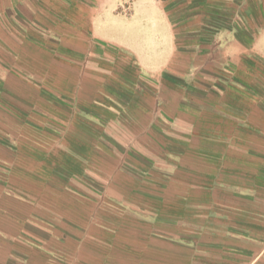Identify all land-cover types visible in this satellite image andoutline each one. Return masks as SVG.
Listing matches in <instances>:
<instances>
[{"label":"crops","instance_id":"obj_1","mask_svg":"<svg viewBox=\"0 0 264 264\" xmlns=\"http://www.w3.org/2000/svg\"><path fill=\"white\" fill-rule=\"evenodd\" d=\"M180 1L112 60L85 17L0 0V264H264V0ZM155 173L169 217L134 210Z\"/></svg>","mask_w":264,"mask_h":264},{"label":"rangeland","instance_id":"obj_2","mask_svg":"<svg viewBox=\"0 0 264 264\" xmlns=\"http://www.w3.org/2000/svg\"><path fill=\"white\" fill-rule=\"evenodd\" d=\"M33 1V0H32ZM39 2H44L45 0H38ZM51 5L54 6L55 10L58 9L60 12L67 13L66 15L70 17V23L78 21L79 18L85 17L86 27L89 29V36L92 35L94 30V36L91 39L94 41L102 40L103 47L102 52L105 58L109 57L114 60V57L122 54H126V48L134 50L135 52L141 50L140 48L144 46L148 48L150 56H154V46L159 43L161 46V9L166 8L167 11L171 13L173 20H176L179 16L174 14L176 6L181 9L180 0H47ZM180 1V2H179ZM179 2L178 5H174ZM183 4V3H182ZM84 11V14H79ZM78 13V14H77ZM175 15V16H174ZM236 15L225 14L224 12H217L212 17H214L213 22H225L228 19L234 18ZM239 19L236 16V20ZM244 23V20L242 18ZM76 23V22H74ZM221 24V23H219ZM90 39V41H91ZM160 40V42L158 41ZM106 41H111V43H106ZM117 45V46H116ZM118 47V48H115ZM261 52L264 54V39L263 46L260 47ZM105 53V54H104ZM116 129V128H115ZM175 133L171 127L162 126L161 123L157 125L151 131V136L155 137L156 142L150 144L151 152L155 154L160 150H164L165 146L168 148V140H171V136ZM181 136L183 134H180ZM187 146L188 144H184ZM161 147V148H160ZM185 147H183L184 149ZM161 157V156H160ZM158 158L156 160H151L153 164H149L153 168L154 164H166L167 160L164 158ZM162 162V163H161ZM158 169V168H157ZM161 176L158 173L151 174L148 177L150 181L151 188H156L155 193L150 196L137 199V204L139 206L135 207L134 210H138L137 213L154 215L158 213L159 215H165L167 217L174 214V208L172 206L161 207L159 201L155 198L161 199ZM159 188V189H158ZM154 191V190H152ZM261 197V196H258ZM145 198H149L145 199ZM182 214H189L188 209L182 207ZM177 210V208H176ZM110 210H101V214L110 215L116 214L120 216L121 220H125L129 223V219L125 215L130 216V212L125 211V208H118V211L113 212ZM200 214L199 212H196ZM108 217V216H107ZM241 225V224H240ZM247 225V224H246ZM167 226L169 224L167 223ZM186 228L183 226V229ZM187 229V228H186ZM188 230V229H187ZM184 231V230H183Z\"/></svg>","mask_w":264,"mask_h":264},{"label":"trees","instance_id":"obj_3","mask_svg":"<svg viewBox=\"0 0 264 264\" xmlns=\"http://www.w3.org/2000/svg\"><path fill=\"white\" fill-rule=\"evenodd\" d=\"M225 22H226V21H225ZM225 22H224V23H225ZM219 23H221V24H219V26H223V25H224V23H223V22H219Z\"/></svg>","mask_w":264,"mask_h":264}]
</instances>
